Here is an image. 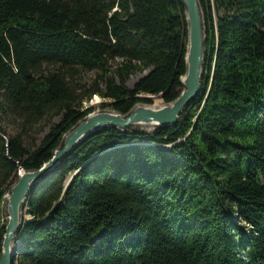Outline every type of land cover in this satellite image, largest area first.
<instances>
[{
  "label": "trees",
  "instance_id": "1",
  "mask_svg": "<svg viewBox=\"0 0 264 264\" xmlns=\"http://www.w3.org/2000/svg\"><path fill=\"white\" fill-rule=\"evenodd\" d=\"M197 1L202 91L171 126L106 128L62 158L25 198L12 264H264V0ZM185 45L179 0H0V203L93 110L82 98L119 113L173 100ZM79 70L103 89L76 93ZM4 222L0 208V242Z\"/></svg>",
  "mask_w": 264,
  "mask_h": 264
},
{
  "label": "water",
  "instance_id": "2",
  "mask_svg": "<svg viewBox=\"0 0 264 264\" xmlns=\"http://www.w3.org/2000/svg\"><path fill=\"white\" fill-rule=\"evenodd\" d=\"M179 1L184 8L186 45L183 56L185 70L179 80L178 95L170 102L160 105L136 103L125 113L111 109L90 111L62 134L50 158L38 168L25 170L18 166L16 177L5 193L6 221L0 242V264L13 263L17 250L15 236L20 226L21 209L31 189L85 138L106 128L118 130L134 128L150 132L155 128L171 126L176 123L184 107L202 91L201 80L206 64L202 14L197 0Z\"/></svg>",
  "mask_w": 264,
  "mask_h": 264
},
{
  "label": "rangeland",
  "instance_id": "3",
  "mask_svg": "<svg viewBox=\"0 0 264 264\" xmlns=\"http://www.w3.org/2000/svg\"><path fill=\"white\" fill-rule=\"evenodd\" d=\"M99 73H100L99 71H95V70L77 71L71 77V82L73 83L75 87L76 93H82L85 95L88 93L89 89H91L94 86H97L98 88L103 89V83L100 80L98 81ZM143 73L144 71H141V72L136 71L134 73H131L125 81L126 87L130 88L133 82ZM100 102L106 103L108 102V99L101 98L99 95H96V94H91L90 97L82 98L79 104V108L84 109L88 106H91L93 107L92 111L108 109V108L99 107ZM150 104L160 105V104H163V102L161 101L160 97L152 96ZM59 118H60L59 115H54V116L47 117L45 119L40 120L39 122L30 126L29 128H24L21 132L24 143L30 146L31 148L37 146L39 141L43 137V135L49 130L50 126L52 124L57 123L59 121ZM4 125L7 130V133L12 134L20 129V120L19 119L5 120ZM0 208H1L2 218L4 221H6L5 220V194H3L2 196Z\"/></svg>",
  "mask_w": 264,
  "mask_h": 264
}]
</instances>
